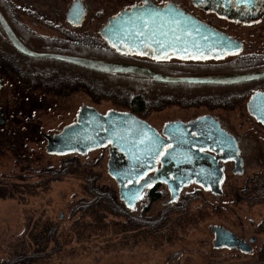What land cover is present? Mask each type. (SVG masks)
Wrapping results in <instances>:
<instances>
[{"label": "flooded vegetation", "instance_id": "af4514ba", "mask_svg": "<svg viewBox=\"0 0 264 264\" xmlns=\"http://www.w3.org/2000/svg\"><path fill=\"white\" fill-rule=\"evenodd\" d=\"M1 2L5 3L10 12L12 28L17 36L28 48L36 52L130 62L150 67L168 76L206 77L264 71V0H250V2L249 0H201L199 3L196 0H147L160 7L174 4L205 25L232 38L240 46L235 51L226 52L223 49L222 52H216L217 55L213 53L204 56L203 59L191 56L178 58L174 55L155 59L149 48L141 52L120 51L102 37L100 31L111 18L125 9L145 4V0L124 6L110 16L98 30L100 40L95 38L94 21L104 15L111 5L115 6L126 0H2ZM21 17H25V20ZM83 25L85 29L81 33ZM5 41L0 32V71L8 72L12 78H56L48 86L64 89V83L77 84L74 80L66 82V78L92 77L81 76L79 72L70 68L83 66L58 59L35 58L17 50L10 41L9 43ZM96 48L105 52L115 51L118 57H95ZM177 65L183 67L178 68ZM182 71L185 73L175 75L176 72ZM5 72L0 74V90L1 78L6 75ZM115 74L125 78H150L133 73ZM35 81L41 82V80ZM184 84L185 88L171 91L169 96H161V99H168L167 101L172 105L180 108L204 107L207 112L188 119L178 118L169 121L159 130L132 109L120 111L134 113L138 119L148 123L157 133L155 138L154 134L142 136L143 155H138L132 147L118 151L111 141L106 139L105 145L100 146L108 147L110 155L108 172L118 185L119 197L125 209L130 211L128 215L138 223L135 230L125 231L122 238L124 242L139 244L151 239L152 247L156 248L172 246L175 241L185 244L184 247L167 254L163 264H189L188 259L192 249L187 238L189 224L192 217L198 219L205 210V208L201 211L202 209L193 207L192 201L200 197L202 190L211 193L218 200L225 197L229 202L227 206L232 204L233 208L236 204L240 205L239 202L254 199L249 198L248 194H243L249 190L231 196L225 192L224 187L230 179H233L231 176L240 178L238 176L246 174L247 150L250 143L256 142L252 132H264V122L258 119L264 114V77L229 84ZM157 87L161 89L159 85ZM0 111L3 119L0 125H3L5 121L1 108ZM78 114L71 124L77 122ZM169 123L182 124L168 128L166 136L164 131ZM102 131L105 132L106 129L103 128ZM45 134L43 133L42 136L47 145L48 139ZM135 138L137 139L136 135ZM130 141L132 143V140ZM136 143L138 144V141ZM256 152L264 153L260 149ZM129 157L141 158V160L131 162ZM211 159L216 160L221 168L219 192L211 186L215 185L216 181L215 174L208 170ZM111 171L116 173L118 178L112 175ZM248 181L246 180L247 183ZM122 182L125 195L132 200L130 203L121 197ZM192 185L196 188L191 189ZM192 192L197 194L193 196ZM232 200L236 203H231ZM129 204L132 206L129 207ZM204 205H207L206 201ZM236 216V222L239 221L240 224L239 232L226 227L224 222H214L209 225L213 234L211 245L214 250H235L249 255L253 253V246L258 238L255 236L256 233L248 236L246 225L239 218V214ZM216 227L225 228L236 238L243 240L249 245L250 250L243 251L238 247L225 245L215 246Z\"/></svg>", "mask_w": 264, "mask_h": 264}, {"label": "rangeland", "instance_id": "374dc122", "mask_svg": "<svg viewBox=\"0 0 264 264\" xmlns=\"http://www.w3.org/2000/svg\"><path fill=\"white\" fill-rule=\"evenodd\" d=\"M136 1L139 0L111 5L99 16L94 21L96 40H100L98 30L110 16ZM81 28L83 33L84 25ZM106 52L110 56L111 52ZM106 52L104 57H108ZM70 68L81 76L93 74L86 67ZM108 78L125 77L66 78V82L74 80L77 84L64 83L61 89L48 86L56 78H12L8 72L2 76L0 108L5 122L0 125V181L18 192L0 198V264H163L167 254L185 246L175 241L172 246L156 248L151 239L139 244L124 242L125 231L135 230L138 223L128 215L130 211L119 197L118 185L108 172V147L94 148L85 154L60 155L46 150L42 134H54L74 122L83 105L94 106L103 114L132 109L128 102L130 91H108L99 84ZM160 99L155 94L147 102V109L137 112L159 130L169 121L207 112L204 107L180 108L168 99ZM252 133L256 142L250 143L247 150L246 174L240 178L231 176L233 179L224 190L231 196L249 190L242 193L254 199L239 202L233 208L232 204L227 206L225 197L218 200L202 190L200 197L192 201L193 207L205 210L198 219L192 217L189 224V264H264V153L256 152L264 151V132ZM17 185L19 188H15ZM237 214L246 225L248 236L256 233L258 238L249 255L214 250L211 245L209 225L224 222L239 232Z\"/></svg>", "mask_w": 264, "mask_h": 264}, {"label": "water", "instance_id": "95a60500", "mask_svg": "<svg viewBox=\"0 0 264 264\" xmlns=\"http://www.w3.org/2000/svg\"><path fill=\"white\" fill-rule=\"evenodd\" d=\"M145 8L157 9L163 12L164 7L154 5L150 2L143 4ZM169 6H175L174 4H167ZM180 9V8H179ZM181 12L188 16L192 21V26L195 31L192 36L185 35L184 39L188 41L187 44L181 42L180 44L173 45L176 49L175 52L165 48L163 53L159 51V45L154 43L153 40H161L159 36L149 39L146 35L144 38V44H135L123 33L138 34L140 31H144L146 34L150 32L154 26H158L162 23L160 20H155L154 25L149 24V29H142L139 27L141 23L148 22L147 20L137 21L135 19L143 9L141 5H135L123 10L119 15L111 18L108 23L101 29L102 37L110 44L116 45L117 50L120 51H137L141 52L144 49H151L154 57L156 56H169L174 55L178 58L184 57H200L201 55L209 56L216 52H222L223 49L226 52H232L237 50L240 46L233 41L232 38L214 30L212 27L205 25L194 16L186 13L180 9ZM0 25L4 30L6 36L12 45L20 52L35 57V58H50L58 59L61 61L71 62L92 70L105 72V73H133L150 77L157 82L161 83H214V84H229L240 83L244 81L254 80L264 77V71L250 72V73H231L206 77H188V76H168L158 71L143 66L140 64H134L130 62L110 61L97 58H88L82 56H73L66 54H59L53 52H36L28 48L17 36L12 26L0 10ZM169 27V25H165ZM118 30V31H117ZM119 36V39L117 38ZM151 44V47L148 45ZM187 49V51H181V49ZM221 55V54H219ZM1 112V111H0ZM1 115V114H0ZM3 122L0 116V123ZM182 123H169L166 125L164 134L167 136L168 128L181 126ZM106 131L103 132L102 129ZM154 134V135H153ZM156 131L148 123L138 119L134 113L109 111L107 114L100 113L97 109L90 106H83L80 110L77 118V122L65 126L62 131L54 135L45 134L48 139L46 150L52 154H67L71 152H79L85 154L90 149L98 148L105 145L106 140L111 141L114 147L118 151L124 150V148L132 147L138 155H143L142 150V136L153 135L155 138ZM137 136V139L135 138ZM106 139V140H105ZM132 140V143L131 141ZM138 141V144L136 143ZM127 153V152H126ZM128 154V153H127ZM131 162L141 160V158L129 157ZM208 170L215 174V185H211L212 188L219 192V181L222 173L221 168L217 164L216 160H210L208 163ZM111 174L118 178V175L111 171ZM121 197L128 203L132 202L125 195L124 183H121ZM216 239L214 245L217 247L229 246L238 247L243 251H249L250 247L243 240H239L232 233L228 232L225 228H215Z\"/></svg>", "mask_w": 264, "mask_h": 264}, {"label": "trees", "instance_id": "16d2710c", "mask_svg": "<svg viewBox=\"0 0 264 264\" xmlns=\"http://www.w3.org/2000/svg\"><path fill=\"white\" fill-rule=\"evenodd\" d=\"M0 0V9L13 27L12 21H11V15L9 10L6 8V5L4 2H1ZM0 32L2 36L4 37V40H6L9 43V39L6 37L4 30L2 29L0 25ZM5 41V42H6ZM105 50H99V48H96L95 50V57H104ZM112 54L118 56L115 51H112L110 56L108 54L107 58H116L112 57ZM178 68H182L183 66L177 65ZM82 68V67H81ZM84 68V67H83ZM90 72H92V75H89L88 77L90 78H101L103 75L106 76H112L116 75L115 73H105V72H100V71H95L91 69H87ZM185 72H176L175 75H180ZM105 90L108 91H119V90H127L131 92V97L128 99V102L132 108L133 111L135 112H142L147 109V102L152 99V97H155V94L157 96H169L171 91H176L179 88H185V84H172V83H160L157 81H154L149 78H108L106 82L104 83H99ZM160 86V90H156L157 86ZM183 94L184 92H178ZM160 100H165V99H160ZM67 172H65L63 175H65ZM19 185L15 186V188H19ZM18 191L16 189H8L7 183L1 182L0 181V198H8L12 197L17 193Z\"/></svg>", "mask_w": 264, "mask_h": 264}, {"label": "snow or ice", "instance_id": "6c2138e0", "mask_svg": "<svg viewBox=\"0 0 264 264\" xmlns=\"http://www.w3.org/2000/svg\"><path fill=\"white\" fill-rule=\"evenodd\" d=\"M196 2L199 3L201 0H196ZM145 4H147V0H145ZM141 8L143 11L138 16H136L135 19L137 21L147 20L148 22L141 23L139 25L140 28L149 29V24L152 23L154 25L155 20H160L162 23L158 26H154L153 29L147 34L144 31H140L135 35L127 32L123 33L124 36L133 41L134 45L144 44V38L146 35L149 39L159 36L162 38L161 40H153L154 43L159 45V51L163 53V50L168 48L169 50L175 52L176 49L173 47V45L180 44L181 42L187 44L188 41L184 39L185 35L192 36L195 31V29L191 27L192 21L190 18L184 15L177 6L165 5L163 12L157 9L145 8L144 5H141ZM165 25H169V27L166 28ZM117 38L119 39V36ZM113 47H116V45L114 44ZM148 47H151V44H149ZM181 51H187V49H181ZM154 58L160 59L161 56H156ZM164 58H167V56H164ZM199 58L203 59L205 57L201 55ZM258 119H261V121L264 122V114L259 116ZM209 175H211V173H209ZM131 206L132 205L129 204V207Z\"/></svg>", "mask_w": 264, "mask_h": 264}]
</instances>
